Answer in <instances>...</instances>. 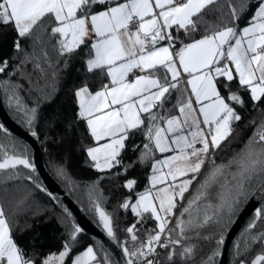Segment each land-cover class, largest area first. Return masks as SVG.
<instances>
[{"label":"snow or ice","instance_id":"obj_1","mask_svg":"<svg viewBox=\"0 0 264 264\" xmlns=\"http://www.w3.org/2000/svg\"><path fill=\"white\" fill-rule=\"evenodd\" d=\"M249 6L247 0H0V30L15 33V52L22 50L21 39L31 49L24 51L21 64L31 62L44 75V65L53 67L51 48L65 66L68 58L79 56L85 77H92V84L86 80L74 88L76 119L86 123L95 142L85 148L91 166L101 172L122 166L126 173L137 163L151 164L144 188L116 206L130 208L135 218L119 243L123 264H196L197 242L211 240V230L220 229L216 247L199 260L215 264L226 223L249 196L264 192V111L259 122L249 121L253 131L243 146L216 161L233 123L242 119L237 110L245 105L241 90L253 103L264 101V0H257L246 26L239 27L236 22ZM209 10L219 14L217 21L205 18ZM7 64L5 59L0 71ZM56 76L53 70V81ZM4 90L31 128L36 107L24 105L8 81ZM137 133L142 146L129 148ZM129 150L135 159L125 163L122 154ZM35 172L26 145L0 143V264H37L12 234L13 220L30 206L32 189L9 187L10 181L26 180L47 192ZM55 172L71 184L63 165H55ZM136 184L125 179L123 188L131 192ZM95 191L93 182L91 207L115 240L112 214L101 207ZM63 211L70 219L67 208ZM258 221H264V207L255 210L234 246L238 264H264V229L253 231ZM148 222L153 226L145 227ZM80 231L72 222L59 253L40 264H66ZM257 242L260 250L242 258ZM71 264L113 262L97 242L72 256Z\"/></svg>","mask_w":264,"mask_h":264},{"label":"trees","instance_id":"obj_2","mask_svg":"<svg viewBox=\"0 0 264 264\" xmlns=\"http://www.w3.org/2000/svg\"><path fill=\"white\" fill-rule=\"evenodd\" d=\"M232 2L239 3V0H232ZM247 2L250 5L249 8L246 9L245 13L236 22L239 27L247 24L257 6V0H247ZM218 3L226 4L227 0H218ZM222 11L227 14L228 9L225 7ZM218 15V13L211 14V10H209L208 13H205V18L215 22ZM225 18H227L226 15ZM172 31L175 34V29H172ZM200 34L202 32L194 34V38L198 39ZM181 35H183L182 30ZM14 39L15 33L0 30V64L5 59L8 60L4 71H0V94L7 111L24 129L35 131L38 134L43 160L48 171L76 201L82 211L93 222L100 225L101 223L94 208L91 207L88 195L89 186L95 182V195L101 207L112 214L115 240L119 244L127 236L124 230L128 225L135 222V218L130 208L128 210H117L116 206L127 195H131L134 199L135 192L144 188L147 183V175L150 172V162L145 164L137 163L126 173L122 171V166H115L113 169L103 172L94 169L85 151V148L90 146L93 141L87 132L86 123L83 120L76 119L78 106L74 96V88L80 86L86 80L89 84H92V77H85L79 56L68 58V63L65 66L64 58L58 60L56 53L51 48H49V51L53 67L47 68L44 65L46 72L42 75L38 70L33 68L31 62L21 64L24 51H31V49L27 48L28 41L21 39L22 50L15 52L12 46ZM52 43L54 44L55 41H52ZM53 70L57 72L55 81L51 78ZM4 81L9 82L10 88L14 89L15 94L20 97L24 105L28 108L36 107V117L31 128L24 122L23 113L16 110L15 104L9 105L4 90ZM91 90L94 91L95 87ZM241 91L245 105L243 107L237 106V110L242 119L233 123V133L225 142H222L221 149L216 155L217 163H220L222 158L226 159L234 150H238L243 146L253 131V125L249 121L255 118L259 122L261 113L264 111V101L253 103L251 102L250 95L243 90ZM142 139V135L137 133L135 139L129 141V148L132 143H140L142 146ZM8 142L26 145L10 133L5 132L4 128L0 129V143ZM27 149L30 157L31 151L28 146ZM135 155L130 150L126 151L122 154V160L125 163H131L135 159ZM157 156L158 154L156 153L155 157ZM55 165H63L67 176L71 180L70 185L56 175ZM20 169L25 174L27 173V170L23 169L22 166H20ZM117 174H119V179H117ZM129 178L136 179L137 181L134 190L131 192L123 188L124 180ZM34 179L40 183L39 178L35 174ZM13 184L27 185L32 189L30 206L19 214L17 218L18 223L17 220H13V238L26 256H32L37 264H40V260L43 257L51 253H59L67 237L68 228L73 221L63 211L62 206L53 198H50L45 191L35 188L33 184L26 180L10 181L9 187ZM261 207H264V203ZM60 215L65 218L64 221ZM232 219L226 223L223 229V236ZM248 222L241 233L245 230ZM151 226H153L151 222L145 225V227ZM137 227L142 231L140 225H137ZM262 229H264V221H258L253 231L259 232ZM211 231L214 232L211 240L201 239L197 242L196 264H199L202 256L216 247V240L220 238V229ZM241 233L232 246L229 264H238V258L234 256V246ZM88 245L95 247L97 243L88 235L78 233L70 255L65 257L66 264H70L71 257ZM260 247L259 242L252 245L247 252L243 253L242 258H251L260 250ZM98 251L102 258L103 250ZM110 259L115 264L111 256ZM216 261L217 257H215V264Z\"/></svg>","mask_w":264,"mask_h":264},{"label":"water","instance_id":"obj_3","mask_svg":"<svg viewBox=\"0 0 264 264\" xmlns=\"http://www.w3.org/2000/svg\"><path fill=\"white\" fill-rule=\"evenodd\" d=\"M0 125L7 130L8 133L24 142L31 151L30 158L36 166L35 175L39 178L40 184L43 185L48 193H52L62 208H67L71 213V220L78 224L81 228L79 233H83L91 237L96 243L100 242L103 249H106L112 257L115 264H123V252L116 240L107 236L102 225L93 222L76 203V201L65 191V189L56 181L52 174L48 171L44 163L38 134L35 131L24 129L16 122L6 109L0 94ZM33 132L36 134L33 135ZM128 190V189H127ZM49 196V195H48ZM52 198V196H49ZM264 203V192L256 191L243 202L236 215L232 219L227 228L222 243L220 244V255L217 256L216 264H229L230 253L238 235L254 215L255 210L260 208Z\"/></svg>","mask_w":264,"mask_h":264},{"label":"crops","instance_id":"obj_4","mask_svg":"<svg viewBox=\"0 0 264 264\" xmlns=\"http://www.w3.org/2000/svg\"><path fill=\"white\" fill-rule=\"evenodd\" d=\"M254 12V11H253ZM244 26H246V24L245 25H243L242 27H244ZM95 91V90H94ZM94 141H93V143L90 145V146H93L94 145ZM87 154V153H86ZM158 154V156L156 157L157 159H162L163 157H162V154H160V153H157ZM167 154H170V153H167ZM89 158V157H88ZM89 160H90V158H89ZM91 161V160H90ZM92 163V162H91ZM150 169H151V167H150ZM97 170V169H96ZM99 171V170H98ZM70 264H71V262H70Z\"/></svg>","mask_w":264,"mask_h":264},{"label":"rangeland","instance_id":"obj_5","mask_svg":"<svg viewBox=\"0 0 264 264\" xmlns=\"http://www.w3.org/2000/svg\"><path fill=\"white\" fill-rule=\"evenodd\" d=\"M60 217H61V215H60ZM62 218V220L64 221L65 220V218H63V217H61ZM58 254V253H57Z\"/></svg>","mask_w":264,"mask_h":264},{"label":"built area","instance_id":"obj_6","mask_svg":"<svg viewBox=\"0 0 264 264\" xmlns=\"http://www.w3.org/2000/svg\"><path fill=\"white\" fill-rule=\"evenodd\" d=\"M126 239V237L123 239V241Z\"/></svg>","mask_w":264,"mask_h":264}]
</instances>
